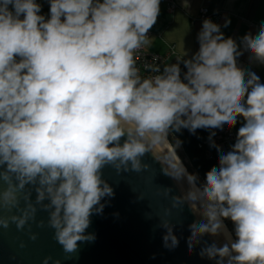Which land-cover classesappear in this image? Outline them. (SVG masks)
Returning a JSON list of instances; mask_svg holds the SVG:
<instances>
[{
	"label": "clouds",
	"instance_id": "clouds-1",
	"mask_svg": "<svg viewBox=\"0 0 264 264\" xmlns=\"http://www.w3.org/2000/svg\"><path fill=\"white\" fill-rule=\"evenodd\" d=\"M48 3L45 16L37 0H0V229L15 225L33 241V225L50 229L71 258L95 242L87 231L92 217L115 196L105 168L139 174L150 168L143 158L151 153L181 186L180 195L164 189L171 197L157 226L164 248L179 246L169 217L187 205L197 217L188 225L189 253L200 246L201 258L215 264H264V81L239 65L245 53L250 64L264 65V23L237 42L205 19L198 51L162 69L145 64V76L136 56L152 43L161 0ZM238 122L226 152L210 133L218 165L203 182L177 155L182 141L169 140L181 129L194 134ZM41 212L46 218L38 219ZM50 261L61 264L51 256L42 264Z\"/></svg>",
	"mask_w": 264,
	"mask_h": 264
},
{
	"label": "water",
	"instance_id": "water-1",
	"mask_svg": "<svg viewBox=\"0 0 264 264\" xmlns=\"http://www.w3.org/2000/svg\"><path fill=\"white\" fill-rule=\"evenodd\" d=\"M143 162L150 168L139 174L118 175L112 168H105L103 178L113 187L115 196L109 200L103 215L92 217L87 231L96 234L94 243L81 244L78 254L65 258L62 248L53 239L52 230L33 225L32 231L38 233L33 241L27 231H17L12 225L7 230L0 229V264H42L47 256L59 259L61 264H215L213 260L201 258L200 246L192 253L188 251V225L197 217L187 205L183 210L172 209L169 217L176 224L174 232L180 240L179 246L174 250L163 247L165 230L157 227L159 216L164 217L166 210L171 209L170 196L180 195L181 186L162 172V165L151 153ZM182 183L186 189V182ZM165 188L172 189L170 196L165 195ZM146 213H152V218L147 219ZM41 218H46V213H39L38 219ZM204 239L211 242L213 238Z\"/></svg>",
	"mask_w": 264,
	"mask_h": 264
},
{
	"label": "crops",
	"instance_id": "crops-1",
	"mask_svg": "<svg viewBox=\"0 0 264 264\" xmlns=\"http://www.w3.org/2000/svg\"><path fill=\"white\" fill-rule=\"evenodd\" d=\"M38 3L42 10L49 11L48 0H39ZM203 7L211 11L225 37H232L237 42L246 33H256L264 23V0H161L157 22L149 31L152 43L144 47L145 50L165 56V65L176 63V58L183 56L184 52L190 57L199 48L197 36L203 21L198 17ZM225 20L231 21L227 27H224ZM239 65L244 69L251 68L264 81V65L250 64L248 53L239 58ZM181 68L186 71L183 64ZM239 126L238 122L233 127L236 132ZM171 138H176L174 133L169 137L174 143Z\"/></svg>",
	"mask_w": 264,
	"mask_h": 264
},
{
	"label": "built area",
	"instance_id": "built-area-1",
	"mask_svg": "<svg viewBox=\"0 0 264 264\" xmlns=\"http://www.w3.org/2000/svg\"><path fill=\"white\" fill-rule=\"evenodd\" d=\"M49 13L45 12V10H42V14L47 16ZM199 20L204 21L205 19H211L214 23L213 16L211 11L208 8H201L199 11ZM149 35V33H148ZM170 52H173V48L169 49ZM153 57H158V59L154 60ZM137 60V66L140 68L142 75H150L151 73L146 71L144 68L145 64H158L161 69L165 65V56L159 55L156 53L148 52L143 48L141 52L136 56ZM209 130V136L211 132H215L216 135L212 137V140L215 142L216 145L220 146V149L222 151H228L230 150L231 146L234 144L237 132L234 130V128H229L225 126L223 130L220 129H208ZM198 148L202 151L204 157L208 160L214 161V165H218V152L215 147L211 146V142L208 139L204 140L203 142L199 143Z\"/></svg>",
	"mask_w": 264,
	"mask_h": 264
},
{
	"label": "trees",
	"instance_id": "trees-1",
	"mask_svg": "<svg viewBox=\"0 0 264 264\" xmlns=\"http://www.w3.org/2000/svg\"><path fill=\"white\" fill-rule=\"evenodd\" d=\"M174 135L182 141L180 147L184 156L190 163V167H187L188 171L190 173L194 172L198 174L204 181L205 174L212 166H214V161L206 159L197 145L209 138V130L197 129L193 134L188 129H181L180 132L174 133ZM179 157L183 161V157H181V155H179ZM225 223L227 224L228 229L232 231V224H230L229 221H225Z\"/></svg>",
	"mask_w": 264,
	"mask_h": 264
},
{
	"label": "rangeland",
	"instance_id": "rangeland-1",
	"mask_svg": "<svg viewBox=\"0 0 264 264\" xmlns=\"http://www.w3.org/2000/svg\"><path fill=\"white\" fill-rule=\"evenodd\" d=\"M37 2H39V0H37ZM172 140H173V138H171ZM173 142H174V140H173ZM176 152H177V155L179 156V155H181V157H183V161H182V163L184 164V166L187 168L188 166L190 167V163H189V161H188V159L184 156V154H183V152H182V149H181V147H179V148H177L176 149ZM194 173V172H193ZM196 174V173H195ZM200 177V176H199ZM200 181L201 182H203V180H202V178L200 177Z\"/></svg>",
	"mask_w": 264,
	"mask_h": 264
},
{
	"label": "bare ground",
	"instance_id": "bare-ground-1",
	"mask_svg": "<svg viewBox=\"0 0 264 264\" xmlns=\"http://www.w3.org/2000/svg\"><path fill=\"white\" fill-rule=\"evenodd\" d=\"M164 148H165L166 150H168V151H171L172 146H171V144H166V145L164 146ZM222 240H224V238H221V239L218 240L217 242L219 243V242H221Z\"/></svg>",
	"mask_w": 264,
	"mask_h": 264
}]
</instances>
